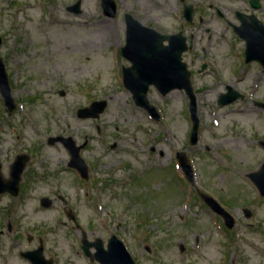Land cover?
<instances>
[{
    "label": "rangeland",
    "instance_id": "obj_1",
    "mask_svg": "<svg viewBox=\"0 0 264 264\" xmlns=\"http://www.w3.org/2000/svg\"><path fill=\"white\" fill-rule=\"evenodd\" d=\"M77 1L80 12L68 11ZM101 3L0 0V56L16 103L8 114L0 95L4 178L16 155L28 156L18 195L0 194V264H31L20 252L39 245L52 264H98L80 248L82 231L104 247L116 235L136 264H264V198L248 178L264 164V71L245 64L241 43H211L208 52L205 42L195 45L185 60L199 120L192 145L184 91L162 96L150 86L156 121L124 88L121 8L108 18ZM207 60L208 70L197 72ZM228 88L240 99L221 106ZM99 100L107 105L97 119L78 118L79 109ZM51 137L84 144L87 179ZM178 152L194 185L179 168ZM196 189L233 217L231 229Z\"/></svg>",
    "mask_w": 264,
    "mask_h": 264
},
{
    "label": "water",
    "instance_id": "obj_2",
    "mask_svg": "<svg viewBox=\"0 0 264 264\" xmlns=\"http://www.w3.org/2000/svg\"><path fill=\"white\" fill-rule=\"evenodd\" d=\"M72 13L80 12V2L67 8ZM102 9L106 16L114 17L116 5L111 0L102 1ZM243 38L246 41L244 56L248 63L252 60L259 61L264 66V41L259 42L248 37L244 33ZM167 41V44H164ZM1 45V38H0ZM186 42L178 35L162 36L151 28L144 27L140 23H129L127 33L126 56L131 57L135 53L136 59H132V68L123 70L124 87L131 93L132 100L136 106L143 108L156 121L160 119V114L156 107L152 106L147 100V92L150 86H153L158 92L165 96L173 90H183L189 98V112L192 121V130L190 134V143L196 144L199 128V120L196 113V102L193 89L190 83V73L182 61V53L186 50ZM0 95L3 98L6 112L11 114L16 107V103L11 95V88L5 65L0 57ZM239 94L228 88L226 94L220 95L218 103L226 105L232 103L239 98ZM106 101H94L88 107L78 110L80 118H98L106 108ZM61 142L70 155L69 166L77 169L83 178H87V166L79 156L82 146H76L74 141L69 138L51 137L49 143ZM264 146V142H262ZM179 163L185 173L186 178L193 183L192 171L190 165L183 153H177ZM28 161L25 154L17 155L9 167V177L4 178L0 164V194L9 193L17 196L19 191V183L22 172ZM256 188L264 197V164L256 173L248 175ZM203 201L211 208V210L222 216L224 223L228 228L233 227L234 221L232 217L210 196L200 194ZM44 202H46L44 200ZM247 218L251 213L244 209ZM70 218L75 222L72 215ZM81 249L86 256L92 257L99 264H136L128 253L126 247L115 235H112L108 241L106 248L100 239L89 242L86 235L82 233ZM90 248H94L92 255ZM183 249H181L182 251ZM20 255L31 264H52L51 260H47L43 256V248L39 246L36 250L21 252Z\"/></svg>",
    "mask_w": 264,
    "mask_h": 264
},
{
    "label": "flooded vegetation",
    "instance_id": "obj_3",
    "mask_svg": "<svg viewBox=\"0 0 264 264\" xmlns=\"http://www.w3.org/2000/svg\"><path fill=\"white\" fill-rule=\"evenodd\" d=\"M111 1L116 5L115 16L117 5L121 8L123 29L119 54L122 73L124 69L132 68L131 61L137 58L135 53L130 58L126 56L129 23L138 22L162 36L178 35L183 38L187 44L182 53V61L186 67L188 63L185 60L194 55L197 51L195 47L199 43L205 42L208 52L211 43L216 42L245 45L246 41L242 36L244 33L251 39L264 41V0H159L162 2L160 6L143 4L144 0H118L119 4L115 0ZM150 1L153 3L154 0ZM164 44H167V41H164ZM200 52L207 54L205 48H200ZM241 55L244 58V50ZM208 62L203 61L197 72L208 70ZM249 63L257 64L256 66L264 71V66L259 61L245 62ZM196 192L198 195L197 189Z\"/></svg>",
    "mask_w": 264,
    "mask_h": 264
},
{
    "label": "bare ground",
    "instance_id": "obj_4",
    "mask_svg": "<svg viewBox=\"0 0 264 264\" xmlns=\"http://www.w3.org/2000/svg\"><path fill=\"white\" fill-rule=\"evenodd\" d=\"M102 27L103 25H102V22H97V25H96V27ZM103 28H104V26H103ZM99 29V28H98Z\"/></svg>",
    "mask_w": 264,
    "mask_h": 264
}]
</instances>
